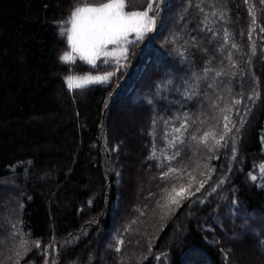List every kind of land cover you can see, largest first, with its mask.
<instances>
[{
  "label": "trees",
  "instance_id": "1",
  "mask_svg": "<svg viewBox=\"0 0 264 264\" xmlns=\"http://www.w3.org/2000/svg\"><path fill=\"white\" fill-rule=\"evenodd\" d=\"M77 3L0 0V182L18 171V215L28 238L39 241L23 264H44L46 257L51 264H118V238L121 248L130 244L126 259L136 263L147 253L140 264H253L251 254L264 264V2L204 0L200 13L186 9L187 0H164L163 24L128 46L125 71L84 90L70 89L66 78L116 68L102 65L104 57L99 71L80 58L60 59L70 50L63 22ZM134 3L146 7V0ZM250 9L259 25L251 40ZM224 30L233 36L227 43ZM229 52L235 67L225 59ZM205 67L227 75L198 79ZM208 93L216 102L206 107ZM235 99L242 100L231 114L239 128L229 133L236 152L229 140L228 148L204 151L201 173L162 178L165 166L153 151L165 148L170 115L186 114L197 125L205 113L219 133L218 112ZM190 177L189 191L201 181L204 187L179 207L169 204L165 190Z\"/></svg>",
  "mask_w": 264,
  "mask_h": 264
},
{
  "label": "snow or ice",
  "instance_id": "2",
  "mask_svg": "<svg viewBox=\"0 0 264 264\" xmlns=\"http://www.w3.org/2000/svg\"><path fill=\"white\" fill-rule=\"evenodd\" d=\"M164 0H146V7L143 5H137L134 0H108L106 3H100L99 0H92V6L89 4V0H78V3L73 7V10L69 14V19L64 24H70V28H62L61 35H67V39L71 45L72 53L79 56L81 60L87 61L92 66L94 71H99L96 61L101 57L104 59L101 61L102 65H111L113 61L116 65V71L105 72L102 75H84V76H69L66 78L67 85L70 89L84 90L91 84L107 83L116 74L117 71H122L127 67V64L121 63V61H130L129 57V45H135L137 42H142L148 36L149 33H153L157 30L158 22L163 24V20L160 17L161 3ZM264 2V0H261ZM204 0H197L193 5V0H187L186 9L195 6L200 13H204L202 4ZM143 8V10H138ZM249 14L252 17V23L250 31L248 32V38L251 40L252 32L255 31L259 25L256 24L255 12L250 9ZM212 16H216L217 12L214 10L211 13ZM220 18H224V12L219 13ZM183 19V17H182ZM208 14H204L205 28H207ZM208 32H212V29L208 28ZM259 31L264 33V27H259ZM135 34V40H129V34ZM216 33H212L213 38ZM172 39H175L173 37ZM233 39L231 33L227 30L223 32V42L227 43ZM109 45L113 47L109 49ZM230 47L235 50H239L236 43H231ZM223 44L219 51H223ZM255 46H252V54L255 55ZM136 53L133 52L132 56ZM60 59L66 63L74 62V56L69 53L63 54ZM233 67H235V61L232 59V53L229 52L225 57ZM223 63V61H221ZM215 73V76L227 75L226 72L217 71L210 67L203 69V76L198 79H207L209 73ZM212 87V85H208ZM257 94L248 97L253 99ZM241 99H235L232 101L231 106H225L220 109L221 119L223 121L222 130L218 133L216 131H204L202 135L197 137L193 134L191 140L198 144L204 145L209 151L214 148L229 147V140H231V151L236 152V141L234 137H230L234 129L239 131L237 125L232 122L231 114L232 109L240 105ZM236 115L240 116V109L236 108ZM190 117H185V120L180 124V127L171 129V139H168L169 146L175 147L178 143L183 144V135L188 130L190 124ZM195 123V121H192ZM220 121H217L219 124ZM245 123L244 117L240 116L239 124L242 126ZM215 127V126H214ZM196 131H199L197 129ZM219 136V139H217ZM227 137V139H226ZM167 139V136L165 137ZM180 155L177 150L172 156L167 159H174ZM153 157H155V149L153 151ZM218 158V157H217ZM262 174H264V165L260 166ZM177 170L169 168L167 172L162 174V178L167 179L170 174L175 173ZM213 171L209 169V173ZM210 178V177H209ZM194 177H190L187 188L183 185L177 190L176 186L172 187V190L167 193V199L169 204H175L179 207L181 199H187L189 196L195 195V192H199L204 187L206 181H201L199 187H196L195 192L189 191L192 184L191 180ZM251 179L256 180L257 177L252 176ZM223 183V181H221ZM215 191V189H213ZM235 203V201L233 202ZM122 244L123 241H119ZM36 247H39V241L35 242ZM119 251V248L116 249Z\"/></svg>",
  "mask_w": 264,
  "mask_h": 264
},
{
  "label": "rangeland",
  "instance_id": "3",
  "mask_svg": "<svg viewBox=\"0 0 264 264\" xmlns=\"http://www.w3.org/2000/svg\"><path fill=\"white\" fill-rule=\"evenodd\" d=\"M108 2V1H106ZM104 2V3H106ZM92 5V3H89ZM95 6V5H92ZM66 28H70V24H65ZM134 34V33H130ZM129 34V35H130ZM69 43V41H68ZM70 50L67 52L69 54H72L74 56V59L79 58V56L75 53H72L71 45L69 43ZM109 49H111L113 46L109 45ZM99 60V59H98ZM98 60L96 62H98ZM87 62V61H86ZM112 68H116L115 62L113 61ZM111 68V69H112ZM126 69V68H125ZM125 69L118 72H124ZM105 73V72H104ZM103 73L98 74H82V75H76V76H84V75H102ZM126 77V76H125ZM125 77L123 79H125ZM98 84V83H96ZM190 95V90H182V98L187 97ZM181 98L180 96L178 97ZM206 100L204 102V105L206 107H209V105H212L216 101H214L212 95L208 93V95L205 96ZM186 114H172L166 120L167 122H170L172 124L171 129L180 127V124L185 120ZM190 117V116H187ZM191 118V117H190ZM218 118L221 119V113L220 110L218 112ZM192 121H195L193 119L189 120V128L183 135V144H177L175 147L169 146L168 139H171V130L170 134L167 136V139L165 138V148L162 149V151H155V157L158 160H155L156 162L160 163V166H165V171L167 172L169 168L176 169L180 173L181 176H185L187 173L189 175H194L196 173H201V167L204 164V151L207 154L210 153L209 149L206 148L202 144H198L195 141L189 140L188 138H191L193 134L196 135L198 132H202L201 127L203 128V131H212L210 125L208 124V117L205 113H203L202 118L199 119V121L195 123H192ZM211 124H215L214 121L211 118ZM199 129V131H196ZM190 132V134H188ZM189 148L190 152L186 156H184L180 160V164L176 163L178 157L183 153V151ZM177 150H179L180 155L176 156L174 159H167V157L172 156ZM187 160L186 168L182 167V165L185 164V161ZM176 164V165H175ZM182 167V169H181ZM185 171V172H183ZM18 171L14 172L12 177H8L6 180H3L0 182V264H23L25 256L28 254V251L33 249L36 245L33 240H30L28 238V235L23 230L21 224V216L18 215L19 210V198H16V191L19 190L20 187L17 185V178H15ZM183 172V173H182ZM182 173V174H181ZM260 176H263L260 168ZM16 182V183H15ZM140 182V181H139ZM189 184V183H188ZM188 184H182L187 188ZM181 185L177 186V190H179V187ZM17 204V208L15 205ZM122 241V239L118 238L116 241V245H112V249L119 248V251L116 250V255L119 257V263L118 264H140L139 261L141 259H145L147 256V253L144 254L138 262L135 263V260L130 261V259H126V256L130 253L131 247L130 244L127 243L125 247L121 248L122 244H119L118 242ZM105 244L104 250H108V245ZM250 256L253 264H259L258 257H256L254 254H251ZM132 259V258H131ZM142 260V261H143ZM245 262L247 259H244ZM30 263L35 264L33 261ZM44 264H51L50 262H47V257L44 260ZM191 264V263H189Z\"/></svg>",
  "mask_w": 264,
  "mask_h": 264
},
{
  "label": "water",
  "instance_id": "4",
  "mask_svg": "<svg viewBox=\"0 0 264 264\" xmlns=\"http://www.w3.org/2000/svg\"><path fill=\"white\" fill-rule=\"evenodd\" d=\"M162 5H163V3H161L160 7H162ZM114 93L112 94V97L114 96ZM104 118H105V112H104V115L102 117V124L104 123ZM109 183H110V178H109Z\"/></svg>",
  "mask_w": 264,
  "mask_h": 264
}]
</instances>
